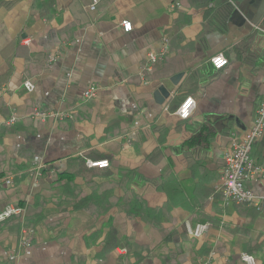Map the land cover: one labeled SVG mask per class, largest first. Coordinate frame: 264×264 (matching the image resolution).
<instances>
[{
	"label": "crops",
	"instance_id": "crops-1",
	"mask_svg": "<svg viewBox=\"0 0 264 264\" xmlns=\"http://www.w3.org/2000/svg\"><path fill=\"white\" fill-rule=\"evenodd\" d=\"M90 4L0 0V211L22 208L0 222V264H264V208L222 192L264 98V0ZM149 52L164 57L148 66ZM251 156L264 166V134ZM245 186L264 197V176ZM186 221L211 226L195 238Z\"/></svg>",
	"mask_w": 264,
	"mask_h": 264
},
{
	"label": "built area",
	"instance_id": "built-area-1",
	"mask_svg": "<svg viewBox=\"0 0 264 264\" xmlns=\"http://www.w3.org/2000/svg\"><path fill=\"white\" fill-rule=\"evenodd\" d=\"M99 0H91L90 9L95 10ZM122 26L125 31H130L133 28V24L129 20H123ZM163 52L160 54L149 52L147 55L148 66L152 65L158 59L163 58ZM55 59L54 54H49V61ZM211 62L215 68L221 69L228 63V59L222 55L217 54L211 58ZM25 86L29 91H33L35 84L31 80L25 82ZM97 85L90 86L84 96L85 98H91L97 94ZM196 108V100L193 96H187L177 110V115L181 119H188ZM35 116L44 118L47 114L35 112ZM15 117L10 119V122L14 121ZM264 134V98L259 104L256 110V117L252 126L241 136L235 135L232 140V145L225 153V164L222 173V192L227 201L244 204L246 206L254 207L257 209L264 208V197L256 194L252 189L245 186L246 180L255 179L258 176H264V166L258 165L254 162L251 156V150L253 144L259 140ZM92 166L107 167L109 165L108 160H100L96 162H90ZM33 172L35 174L41 173V166H37ZM6 184L13 182L12 176L5 179ZM22 208L14 206L12 204L7 205L0 211V222L4 221L11 215L21 212ZM187 232L189 235L195 238L204 236L210 229L211 224L209 222H202L193 225L191 222H185ZM26 243V242H25ZM215 257V252H212L207 260L200 264H212ZM241 258L247 264H256L254 256L249 253H242Z\"/></svg>",
	"mask_w": 264,
	"mask_h": 264
},
{
	"label": "water",
	"instance_id": "water-1",
	"mask_svg": "<svg viewBox=\"0 0 264 264\" xmlns=\"http://www.w3.org/2000/svg\"><path fill=\"white\" fill-rule=\"evenodd\" d=\"M182 75L183 72H180L174 74L169 79L162 80V84L158 87L156 91L157 99H159L160 102H163L167 97H169L170 93L174 91L175 86L178 84Z\"/></svg>",
	"mask_w": 264,
	"mask_h": 264
},
{
	"label": "trees",
	"instance_id": "trees-1",
	"mask_svg": "<svg viewBox=\"0 0 264 264\" xmlns=\"http://www.w3.org/2000/svg\"><path fill=\"white\" fill-rule=\"evenodd\" d=\"M257 141H258V140H257ZM257 141H256V142H257ZM256 142H255V143H256ZM255 143H254V144H255ZM254 144H253V146H254ZM253 146H252V147H253ZM251 151H252V150H251ZM252 158H253V157H252ZM253 256H254V255H253ZM241 259H242V258H241ZM254 259H255L256 264H258V262H257V258H256L255 256H254Z\"/></svg>",
	"mask_w": 264,
	"mask_h": 264
}]
</instances>
